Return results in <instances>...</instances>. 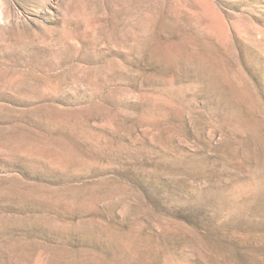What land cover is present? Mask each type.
<instances>
[{"label": "rangeland", "instance_id": "rangeland-1", "mask_svg": "<svg viewBox=\"0 0 264 264\" xmlns=\"http://www.w3.org/2000/svg\"><path fill=\"white\" fill-rule=\"evenodd\" d=\"M0 264H264V0H0Z\"/></svg>", "mask_w": 264, "mask_h": 264}]
</instances>
